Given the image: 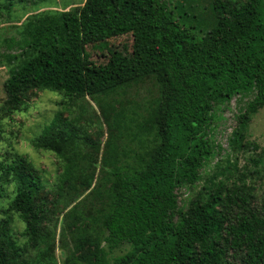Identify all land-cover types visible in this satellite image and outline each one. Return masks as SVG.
Masks as SVG:
<instances>
[{
  "label": "trees",
  "instance_id": "1",
  "mask_svg": "<svg viewBox=\"0 0 264 264\" xmlns=\"http://www.w3.org/2000/svg\"><path fill=\"white\" fill-rule=\"evenodd\" d=\"M45 2L0 0V7L11 14ZM211 6L213 21L182 0H83L14 20L17 37L3 38L0 53L9 69L0 120L40 91L61 95L60 109L30 141L54 155L58 172L49 182L25 154L2 156L0 196L5 185L13 196L1 210L0 264H264V192L259 197L244 173L221 179L215 171L191 196L179 194L220 148L212 131L231 100L229 146L252 152L255 169L264 159V147L247 139L264 107V0ZM117 37L130 39L122 45L131 66L87 80L88 49H108ZM86 97L107 125L104 150ZM108 101L119 104L111 122ZM65 210L58 261L55 216ZM9 213L23 225L22 245Z\"/></svg>",
  "mask_w": 264,
  "mask_h": 264
},
{
  "label": "rangeland",
  "instance_id": "2",
  "mask_svg": "<svg viewBox=\"0 0 264 264\" xmlns=\"http://www.w3.org/2000/svg\"><path fill=\"white\" fill-rule=\"evenodd\" d=\"M83 0H48V2L39 4L38 7L33 9H28V5L21 7L19 5L15 6L13 13L8 14V11L4 7H0V53L5 51V44L3 43V38L14 36L17 37L16 31L12 24L19 23L14 22L22 20L27 14L44 10V9H62L65 6H72L81 3ZM187 6H203L209 18L213 21L214 12L212 10L213 0H182ZM68 7V8H69ZM26 8V9H25ZM27 13V14H26ZM12 17L11 22H5L4 19L8 16ZM17 15V16H16ZM128 39L117 37L109 41V48L99 49H88V56L86 58L85 73L87 80L96 78L99 75H109L119 73L131 66V62L128 61V52H130L129 41L127 47L122 45V41ZM9 75V69L4 60L0 57V103L5 97V92L3 90V82ZM120 92V91H119ZM130 92V91H127ZM120 96V95H119ZM123 98V97H121ZM62 97L58 93L43 90L40 91L37 96L30 98L28 102V107L22 112L14 113L11 119L0 120V161L2 156L6 151H17L19 153L25 154L28 159H30L33 164L43 170V175L51 182L54 176L57 174L56 158L49 151L36 150L32 144L31 139L39 133L43 124L47 123L54 112L60 109V101ZM87 101L94 107L95 111L101 120L103 126V136L101 137L102 145L100 150H104V145L109 143L108 139V129L104 120L103 115L99 114V108L97 103L90 97H86ZM107 115L109 121L111 122L112 109L116 107L119 108L118 103H113L108 101ZM236 113V106L234 100H231L227 106H221L220 110L217 112V117L215 120V126L212 131V139L215 144L220 145V148L216 150L214 156L208 161V163L201 169V179L193 186L188 188H182L179 191L180 197L191 196L195 191H198L203 185L207 183V180L216 171L218 178H224L229 175L238 176L240 173H244L246 181L252 183L259 197L262 196L264 192V159L262 165L254 168L253 164L250 162L249 158L252 156V152H235L231 149L228 144V138L232 127L235 124L234 114ZM120 117V114L115 116L116 119ZM123 122H118L117 124L122 125ZM116 124V125H117ZM99 127V123L93 124L90 128L91 133H94ZM117 129V128H116ZM114 130V127H111ZM248 141L257 144L260 148L264 147V107L261 108L251 119L248 126L247 132ZM103 154V152L101 153ZM101 158V155H100ZM99 158V160H100ZM235 162L237 169L231 166ZM231 164V165H230ZM217 165L219 168L217 169ZM221 168H225V171L218 173ZM228 168V169H227ZM254 170V171H253ZM258 170V173H255ZM253 171V172H252ZM221 178V179H222ZM252 180V181H251ZM12 185H5L3 196H0V218L6 214H2V209H5L10 199L13 196ZM82 199V197L80 198ZM66 210L55 216L56 221V241H55V256L58 261L61 260L62 254L60 250V230L66 221ZM8 216V215H7ZM9 219L11 220V229L16 241L22 245L25 238L21 235L22 223L16 216V214L9 213ZM57 217V218H56ZM67 231V229H65ZM119 252H115L114 255ZM60 264V262H59Z\"/></svg>",
  "mask_w": 264,
  "mask_h": 264
}]
</instances>
